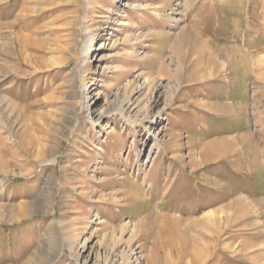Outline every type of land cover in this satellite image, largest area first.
I'll list each match as a JSON object with an SVG mask.
<instances>
[{"label": "rangeland", "instance_id": "rangeland-1", "mask_svg": "<svg viewBox=\"0 0 264 264\" xmlns=\"http://www.w3.org/2000/svg\"><path fill=\"white\" fill-rule=\"evenodd\" d=\"M136 262L264 264V0H0V264Z\"/></svg>", "mask_w": 264, "mask_h": 264}, {"label": "bare ground", "instance_id": "bare-ground-1", "mask_svg": "<svg viewBox=\"0 0 264 264\" xmlns=\"http://www.w3.org/2000/svg\"><path fill=\"white\" fill-rule=\"evenodd\" d=\"M135 8H136V6H134ZM125 23V22H124ZM124 25V24H123ZM126 25V24H125ZM123 28V27H122ZM138 33V32H137ZM136 33V34H137ZM140 34V33H139ZM87 50H90V49H92L93 47H95V46H97V42H98V37H97V33H95V32H93V33H88V35H87ZM137 39V38H136ZM135 39V40H136ZM253 45V44H252ZM98 47H102V43H100V45L98 44ZM175 47V46H174ZM177 49V48H176ZM173 50V49H172ZM175 52V51H174ZM174 52H172V53H174ZM182 56V55H181ZM178 58V57H177ZM180 58V57H179ZM240 58V57H239ZM121 59V58H120ZM181 59V58H180ZM184 59V58H183ZM245 61H246V59H244ZM243 60V61H244ZM251 60V59H250ZM242 62V61H241ZM236 63V62H235ZM246 64V63H245ZM203 65L204 66H206V65H208V64H205V63H203ZM241 64H239V66H240ZM179 66H181V65H179ZM177 68H178V66H177ZM176 68V69H177ZM205 68V67H204ZM106 69H109V71H111L112 73H115V74H119V75H123V74H125L126 73V71L128 70V69H126L125 67H124V64H120L119 66H108V67H106ZM180 70V69H179ZM175 72V71H174ZM203 73V72H202ZM142 74V73H141ZM208 74H211V73H209L208 72ZM206 77V76H205ZM198 78V77H197ZM203 78V77H202ZM201 79V78H200ZM149 84H150V82H149V79H148V77H147V79H144V81L143 82H141V83H136L135 84V90H134V92L133 93H135V94H138L137 95V97L135 98V100H134V102H133V104H135V108H137V111L135 112L136 113V115H139L138 113L140 112H142L143 110H144V108H145V102H142V100L147 96V90H148V88H149ZM134 85V84H133ZM128 87V85L127 84H124L123 86H122V89H121V91H123V93H125V90H126V88ZM118 90H119V88H118ZM174 92L175 91H173L172 92V95L174 94ZM98 95V93L96 92V93H94V96L92 97V98H90L89 99V96H87V95H84V97H82V102H81V107L83 108V109H85L86 111H87V113L89 114V105H90V101L93 99V98H95L96 96ZM131 96V95H130ZM148 101H149V99H148ZM108 102V101H107ZM106 102V103H107ZM115 102V101H114ZM130 102H132V98H128L127 99V105L128 104H130ZM140 103H141V105H140ZM124 104V103H123ZM123 104H120L121 106H119L118 105V107H117V112L121 115V116H123V117H126L125 116V111H127L126 110V106L125 105H123ZM110 105L111 104H106L105 106H106V108H104V109H101V110H99V112H98V114H97V116H96V118L95 119H92V121L93 122H97V121H100L105 115H107V113L111 110V109H113V107L111 108L110 107ZM227 106H228V104H227ZM226 106V107H227ZM148 107V106H147ZM134 108V109H135ZM230 108H231V106H230ZM230 110V109H229ZM149 111V110H148ZM130 112V111H129ZM144 112V111H143ZM144 114V113H143ZM149 113H147V110H146V112H145V114H144V117H143V120L144 121H147L148 119H149V115H148ZM233 116V115H232ZM127 118H128V116H127ZM126 119V118H125ZM142 121V120H141ZM144 123V122H143ZM142 125V124H141ZM145 127V126H144ZM147 127V126H146ZM154 137V136H153ZM242 137V136H241ZM243 138V137H242ZM154 139H156V138H154ZM216 139V138H215ZM232 140H233V138H232ZM239 140H240V138H239ZM224 141H226V142H230V141H228V140H224ZM235 141V140H234ZM226 142H224V143H226ZM217 143V142H216ZM215 143V144H216ZM219 143V142H218ZM220 144V143H219ZM224 145V144H223ZM229 145V144H228ZM206 146V145H205ZM213 146V145H212ZM211 146V147H212ZM215 146V145H214ZM208 147H210V146H208L207 145V148H202V150H199L198 151V153H197V158L196 157H194L193 159L195 160V161H193V162H195V166H199V165H203L204 163H208V162H212L213 160H214V157L215 158H217L216 156L217 155H221V154H223V153H225V152H227V149H222V147H217V148H221L222 150V152H219L220 151V149H213V148H211V149H208ZM190 148V147H189ZM224 148H226V147H224ZM218 150V151H217ZM240 150V149H239ZM191 151V150H190ZM192 152V151H191ZM219 152V153H218ZM263 152V151H262ZM190 153V152H189ZM192 154H193V152H192ZM187 155V154H186ZM229 155V154H228ZM227 155V156H228ZM190 156H192L193 157V155H190ZM246 156V155H245ZM151 157V156H150ZM191 157V158H192ZM224 157V156H223ZM190 158V157H189ZM196 158V159H195ZM227 158V157H226ZM54 158H52V159H50V161H52ZM229 159V158H228ZM190 161V160H189ZM226 161H228V160H226ZM229 162V161H228ZM227 162V163H228ZM231 162V161H230ZM232 163V162H231ZM230 165V164H229ZM194 166V165H193ZM239 166V168L240 169H243V167L241 166V165H238ZM180 167H182V165H180ZM168 168L170 169V166L168 165ZM179 176H181L182 177V172H181V168H179ZM236 171H239V170H236ZM190 172H192V171H190ZM153 172H152V170L150 171V174H149V177L150 178H153ZM169 176H170V172H169V170L167 171V173H166V175L164 176V180L166 181L168 178H169ZM195 177V175H194V172H193V175H192V178H194ZM206 181V180H205ZM210 185H211V181H210ZM209 185V183L206 181V183L205 182H203V184L202 185H200V184H196L195 183V185L193 184L192 186H191V188L190 187H188V189L186 190L187 192H189V193H192V192H194V191H198V190H200V189H205V190H207V191H214L215 190V187H212V186H210ZM214 185V184H213ZM201 187V188H200ZM208 189H210V190H208ZM151 190H153V189H151ZM149 194V193H148ZM225 200V198H222V197H216V198H210L208 201H206V202H204V203H202V202H200L198 205V207L196 208L195 207V205H193V207H192V213L195 211V210H201V209H203V208H210V209H208L207 211H205L204 212V216H205V218H207L208 219V221H211V220H213V217H214V215L216 214V211L217 210H219V209H221L222 211H223V209L225 210V208H227V209H229L228 207H230V205L228 204V205H226V207H224V208H220V207H218V208H216L215 209V205L216 204H218V203H220V202H223ZM54 201V200H53ZM227 203V202H226ZM212 208V209H211ZM22 212H23V209H22ZM155 213H158V212H155ZM159 214V213H158ZM168 215V214H167ZM162 217H163V220L162 219H158L157 221L159 222V224H157V225H160V226H158V227H160V232H163L164 234H172V235H181L180 233H182L181 231H179V229H178V227H179V220H175V219H173V218H168V219H166L167 217L166 216H164V215H161ZM160 216V217H161ZM146 222V221H145ZM215 229V228H214ZM138 229H137V227H136V224H122L121 225V232H120V235L122 236V234H123V232H128V239H132L136 234H137V231ZM115 233H113V235H114ZM127 235V234H126ZM214 235V234H213ZM108 239H109V245H107L106 243V245H107V247L108 246H110V243L113 241V239H114V236H111L110 238L109 237H107ZM107 239V240H108ZM117 239V238H116ZM127 242H129V241H127ZM126 242V243H127ZM129 243H131V242H129ZM105 245V246H106ZM85 245H82L81 247H84ZM104 246V245H103ZM123 247V246H122ZM103 248V247H102ZM109 248V247H108ZM203 248H206V247H203ZM202 248V250H204ZM106 250H107V248H106ZM201 249H198V252L199 251H202ZM113 251V250H112ZM123 251H125V249L123 250ZM103 252V251H102ZM109 252V251H108ZM114 252V251H113ZM105 253V252H104ZM110 253V252H109ZM119 253H120V250H119ZM79 254H80V252H78V253H76V255H75V257L76 258H79ZM106 254V253H105ZM130 254V253H129ZM118 255V254H117ZM105 256V255H104ZM108 256V255H107ZM111 257V256H110ZM121 257V256H120ZM119 257V258H120ZM106 258V257H105ZM109 258V257H108ZM112 258H114L113 257V254H112ZM127 258V257H126ZM116 259V258H115ZM125 259V258H124ZM135 260H137V259H135ZM134 261V260H133ZM110 262V261H109ZM113 262V261H112ZM125 262V261H124ZM95 263V262H94ZM129 263V262H128ZM131 263V262H130ZM139 262H136L135 264H138ZM87 264V263H86ZM112 264V263H111ZM116 264V263H115ZM119 264V263H118Z\"/></svg>", "mask_w": 264, "mask_h": 264}, {"label": "crops", "instance_id": "crops-1", "mask_svg": "<svg viewBox=\"0 0 264 264\" xmlns=\"http://www.w3.org/2000/svg\"><path fill=\"white\" fill-rule=\"evenodd\" d=\"M261 177L263 178V174H256V175L249 174L248 175V178H250V179L254 178L255 181H257L256 179L261 178ZM248 182H249L250 188L249 189L241 188V189L246 190L247 192H255V193H256L257 190L260 189L259 188L260 186H258V184H257L259 182H256L257 186L253 185V183L251 184V180H249ZM256 188H259V189H256Z\"/></svg>", "mask_w": 264, "mask_h": 264}]
</instances>
